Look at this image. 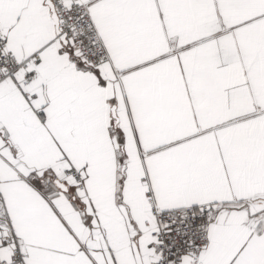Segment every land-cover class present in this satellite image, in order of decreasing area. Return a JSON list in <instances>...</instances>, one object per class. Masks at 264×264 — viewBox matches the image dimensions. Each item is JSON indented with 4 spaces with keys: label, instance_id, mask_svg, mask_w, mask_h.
<instances>
[{
    "label": "snow or ice",
    "instance_id": "obj_1",
    "mask_svg": "<svg viewBox=\"0 0 264 264\" xmlns=\"http://www.w3.org/2000/svg\"><path fill=\"white\" fill-rule=\"evenodd\" d=\"M0 264H264V0H0Z\"/></svg>",
    "mask_w": 264,
    "mask_h": 264
}]
</instances>
